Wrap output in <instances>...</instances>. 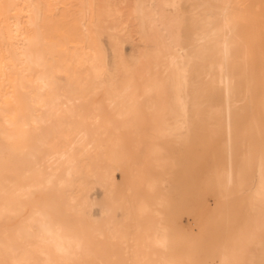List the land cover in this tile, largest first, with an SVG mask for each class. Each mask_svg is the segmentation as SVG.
Listing matches in <instances>:
<instances>
[{
  "label": "bare ground",
  "instance_id": "6f19581e",
  "mask_svg": "<svg viewBox=\"0 0 264 264\" xmlns=\"http://www.w3.org/2000/svg\"><path fill=\"white\" fill-rule=\"evenodd\" d=\"M130 2L0 0V264H264V0ZM176 7L179 44L139 41Z\"/></svg>",
  "mask_w": 264,
  "mask_h": 264
},
{
  "label": "rangeland",
  "instance_id": "374dc122",
  "mask_svg": "<svg viewBox=\"0 0 264 264\" xmlns=\"http://www.w3.org/2000/svg\"><path fill=\"white\" fill-rule=\"evenodd\" d=\"M140 1L142 3L146 2V0H140ZM157 1L171 2L173 0H157ZM130 3L132 4V0ZM152 3L154 5L155 0H152ZM180 9H181L180 7H176L175 9L166 8L164 10V12L162 13V15L158 18V20H156L154 22L151 21L150 19H145L140 25L137 26V31H138L137 37H139V41L140 42L144 41L148 44H152L160 35H163L164 37H167L169 40H171L172 44H179L180 43V31H181V28H182L183 23H184V12L182 9L181 10ZM105 26L109 32L114 31V29H112V28H114V24L112 21H107L105 23ZM139 27L140 28L142 27V29H139ZM149 27H151V28H149ZM65 29H66V31H70V32H79L80 31V25L76 22H74V23L66 22L65 23ZM141 32H143V33H141ZM107 42L108 41L106 40V43ZM124 49H125L126 53H130V51H128L129 47L126 43H124ZM52 56H53V54H52ZM40 73H41L40 70H33L32 78L34 76L40 74ZM51 77H52V80L54 81L56 86H61L65 83V79L57 73H51ZM28 90H29V94H26L24 96L25 100L28 103H31V100H30L31 96L33 97L35 94H38V93L43 94L45 99H49L52 96L51 91L47 88H44L43 84L40 83L39 81H36V80L30 81L28 83ZM56 102L59 104H65L66 99H65V97L61 96L58 101L56 100ZM3 143H4L3 140L0 138V146H3ZM207 146H208L207 143H203L200 145H190L189 148L196 156H198L201 154V152H203V150L205 148H207ZM217 157H219V154L217 152H214L213 156L207 158V160H206L207 161L206 162L207 167H204V166L196 167L192 164V162L190 160H185L184 161L185 163L184 162L182 163L183 164L182 167L184 168V171L187 173H193L194 175H198V174L203 175L202 176L203 178H201V179L204 181L205 179L208 178L209 172L213 171L215 169ZM185 166H187V167H185ZM227 166H228V164H227L226 160H224V165H223L224 171L227 170ZM116 175H117L116 178H118L117 181L118 180L122 181L120 179L121 178L120 173L117 172ZM201 182L192 181V185H195L196 187L200 188ZM178 187L174 188V191L178 190L180 188V187L179 188ZM89 194L92 198V204L90 205V207L89 206L86 207L85 216L89 220L101 221L103 219V216L100 212V204L102 203V200H103V192L101 191V189H99L98 186L95 185L94 187H92L89 190ZM206 196H207L208 201H210V202L214 198L212 192H209ZM183 216H182L183 222H187L188 216L187 215H183ZM161 255L162 254H161L160 250L155 249V252L150 255V259H151L152 263L158 264Z\"/></svg>",
  "mask_w": 264,
  "mask_h": 264
}]
</instances>
